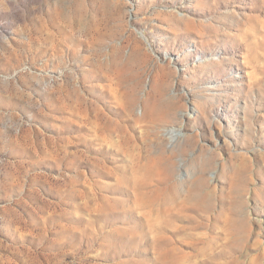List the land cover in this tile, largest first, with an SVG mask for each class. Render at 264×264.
Masks as SVG:
<instances>
[{"label":"rangeland","instance_id":"rangeland-1","mask_svg":"<svg viewBox=\"0 0 264 264\" xmlns=\"http://www.w3.org/2000/svg\"><path fill=\"white\" fill-rule=\"evenodd\" d=\"M0 264H264V0H0Z\"/></svg>","mask_w":264,"mask_h":264},{"label":"bare ground","instance_id":"bare-ground-1","mask_svg":"<svg viewBox=\"0 0 264 264\" xmlns=\"http://www.w3.org/2000/svg\"><path fill=\"white\" fill-rule=\"evenodd\" d=\"M213 61H217V59H213Z\"/></svg>","mask_w":264,"mask_h":264}]
</instances>
